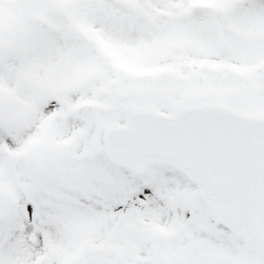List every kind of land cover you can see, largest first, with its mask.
I'll return each mask as SVG.
<instances>
[{
    "label": "snow or ice",
    "instance_id": "snow-or-ice-1",
    "mask_svg": "<svg viewBox=\"0 0 264 264\" xmlns=\"http://www.w3.org/2000/svg\"><path fill=\"white\" fill-rule=\"evenodd\" d=\"M0 264H264V0H0Z\"/></svg>",
    "mask_w": 264,
    "mask_h": 264
}]
</instances>
